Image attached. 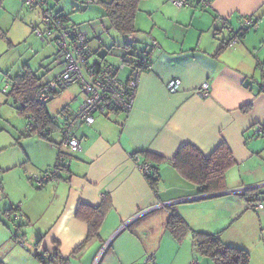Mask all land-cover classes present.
<instances>
[{"label":"crops","instance_id":"crops-1","mask_svg":"<svg viewBox=\"0 0 264 264\" xmlns=\"http://www.w3.org/2000/svg\"><path fill=\"white\" fill-rule=\"evenodd\" d=\"M144 1L132 35L119 34L107 17L117 39L99 38L108 27L104 20L83 28L75 25L95 50H105L95 60L117 64L127 51L149 53L151 66L141 75L131 111L96 116L94 124L80 126L76 134L82 150L68 153L62 178L42 189L29 178L55 165L54 143L60 141V131L57 128L50 140L25 138L23 159L19 152L11 156L12 162L2 158L0 169L11 176L1 186L8 203L0 211L19 221V232L31 235L35 249L41 238L39 250L47 251L48 259L58 250L63 258L58 264H189L194 258L215 264L198 255L197 233L219 234L225 244L248 251L250 264H264V241L243 238L236 243L227 234L249 210L246 197L236 191L264 188V135L257 136L255 130L258 124L264 126V0H206L205 8L181 10L169 0H152L145 9ZM17 2L20 6L21 0ZM245 16L255 25L236 47L218 54L232 31L241 29ZM5 31L0 25V35ZM122 74L126 81L130 67ZM172 80L179 81L174 93L167 88ZM205 82L210 84L209 99L195 94ZM70 89L55 98L62 104L56 115L47 107L51 116L58 115V127L60 116L76 111L84 100L79 88L75 94ZM17 140L21 147L23 141ZM221 143L228 145L236 164L227 173L226 194L208 197L171 160L187 144L210 155ZM143 151L164 158L157 189L136 163V154ZM79 204L107 210L98 235L87 243L89 225L76 215ZM16 211L24 218L15 219ZM172 211L192 229L180 241L167 228ZM5 228L0 217V244L8 242ZM32 255L28 251V264Z\"/></svg>","mask_w":264,"mask_h":264},{"label":"built area","instance_id":"built-area-1","mask_svg":"<svg viewBox=\"0 0 264 264\" xmlns=\"http://www.w3.org/2000/svg\"><path fill=\"white\" fill-rule=\"evenodd\" d=\"M86 1L92 4L100 0ZM169 1L179 10L196 5L203 8L209 6V2L206 0ZM43 4H48V0H23V5L31 11ZM42 8L40 25L35 26L33 32L43 41L49 40L56 43L58 50L54 62L60 70L53 75L46 73L43 76L38 89L37 100L41 104H46L59 94L72 88V86L79 87L84 100L76 111H65L60 116L59 131L61 139L55 147L62 154L58 155L55 165L51 169L42 174H34L29 178L30 183L38 189L45 188L48 184L58 181L66 169L67 154H77L82 150V140L76 134L80 126L94 124L96 116H109L112 113H128L131 111L141 75L151 66L150 55L147 54L133 58L131 63L126 62L125 58H120L119 64L106 62L101 57V59L95 60L99 54L91 46L85 32L78 30L76 27H71L65 18L53 8ZM241 24V29L238 32L232 31V37L228 43L229 48L236 47L241 42V35L251 29L255 25V21L252 17L245 16ZM127 66L130 67V75L124 81L120 75ZM178 86L179 81L172 80L167 88L171 93H174ZM195 94L202 99H209L211 97L209 82L202 84L195 91ZM28 120L33 121L34 118L29 116ZM255 130L257 136L264 135L263 125H256ZM52 132L54 133L53 127L49 129L48 133ZM135 160L145 176L152 173L151 165L143 163L141 156H136ZM245 192V189L236 191L240 194ZM246 202L247 209L256 212L264 209V204L258 193L247 196ZM14 218L23 219L24 215L16 211ZM20 244L23 245V243ZM189 264H200V261L194 258Z\"/></svg>","mask_w":264,"mask_h":264},{"label":"rangeland","instance_id":"rangeland-1","mask_svg":"<svg viewBox=\"0 0 264 264\" xmlns=\"http://www.w3.org/2000/svg\"><path fill=\"white\" fill-rule=\"evenodd\" d=\"M48 1V4L39 5L35 10L31 11L23 5V0H21L20 6H17V0H3L2 8L0 9L2 14L5 15V17L2 16L4 18L0 17V25L7 30L0 35V168L2 166V158L12 162L11 156H16L19 152L21 159H23L21 152L24 154V146L28 144V141H26L28 139L24 140L28 137L24 138L23 136L28 132V116H33L31 112L28 115L20 113L21 106L15 102L14 98L9 96L8 93L11 89L13 78L19 75L26 65L37 72L39 76L44 75L47 71L49 75H53L60 70L54 62L58 50L57 45L49 42V40L43 41L33 33V28L40 25L43 12L42 7L54 8L66 14L69 18L68 24L71 27H75L76 25L79 28H83L87 27L90 23L93 24L104 20L108 27L99 38L101 40L104 37L105 39L118 38V34L109 26L101 2L90 4L86 0ZM151 2L152 0L144 1L142 8L148 9L145 6L151 4ZM16 12L18 14L13 17L12 14ZM89 37H92L91 34ZM124 41L127 40L124 39L121 43H124ZM122 73L123 71L120 75L121 78L123 77ZM78 88V86H72L70 90L75 94ZM61 105L58 98L49 103L47 107L52 115H56L60 111ZM56 118H58V115ZM16 139L19 142L23 141L21 147L15 144ZM10 174L5 173L4 167L2 170L0 169V207L2 209L3 205L6 202L8 203V201L1 186L2 184L4 186V180H6L7 176H11ZM261 187L258 186L255 191L262 193V195H259L262 197L264 203V188ZM0 217L2 223L6 226L5 234L9 236L7 238L8 242L0 244V264H28V251L33 254L32 257L34 258L30 259L31 264H42L34 257L36 249L34 245L30 244L31 235L28 234V238H26L25 232H19L20 228H17L19 221L8 219L7 212L4 210L0 211ZM227 234L236 243L243 240V238L245 240L250 238L255 242H263L264 210L262 212H256L251 209L245 210ZM20 243H23L24 246H21Z\"/></svg>","mask_w":264,"mask_h":264},{"label":"trees","instance_id":"trees-1","mask_svg":"<svg viewBox=\"0 0 264 264\" xmlns=\"http://www.w3.org/2000/svg\"><path fill=\"white\" fill-rule=\"evenodd\" d=\"M98 2L102 3L105 17L110 20L119 34L129 36L136 33L135 21L141 0H100ZM57 12L68 22V16L66 14L60 11ZM243 35L244 34L241 35V40ZM228 43L229 42L225 43L222 48H220L218 54L229 48ZM97 52L99 55L102 54L103 56L106 53L104 49L97 50ZM129 53L130 52L127 51V53L124 56H120V58H125L124 60L126 62L131 63L132 60L129 61L127 59L128 56L133 55L135 58L145 54L149 55V53L140 55ZM44 75L39 76L37 72L26 65L21 73L12 80L11 89L8 93L9 96L14 98L15 102L21 106L20 113L28 115L29 112H31L33 116L30 117L34 118L33 121L27 119L28 132L23 136L24 138L38 135L45 140H50L49 137L53 132L48 133L49 129L53 127L55 132L57 128H59L57 125L58 119L51 116L47 108V104L52 100L46 104H41L37 100L38 89ZM57 143L59 142L54 143V145ZM60 153L59 150L57 157ZM136 156H141L143 163H149L151 165L152 173L149 176L146 175V178L151 186L157 189L159 184L158 169L160 164L164 162V158L146 151L137 153ZM171 164L184 178L199 187L200 194L211 195L226 192L228 190L227 173L236 164V161L232 151L226 143H221L210 155H205L197 147L187 144L178 151L176 156L171 160ZM250 193L258 192L252 190L245 192L243 195L247 197ZM106 213V208L100 207L96 209L85 204H79L76 215L89 225V234L86 243L98 235L100 225ZM167 228L179 241L192 231L187 222L174 211L170 212ZM195 239L198 255L200 257L209 258L215 264H250V253L248 251L225 244L219 234L197 233ZM41 242L42 239L40 238L36 245V253L34 254L36 260L42 264H58V261L63 260L58 250H56L55 256L52 255L46 260L48 252L39 250Z\"/></svg>","mask_w":264,"mask_h":264},{"label":"water","instance_id":"water-1","mask_svg":"<svg viewBox=\"0 0 264 264\" xmlns=\"http://www.w3.org/2000/svg\"><path fill=\"white\" fill-rule=\"evenodd\" d=\"M258 186L256 187H253V188H249V189H245L246 191H251V190H255L257 189ZM223 194H226V192H222V193H216V194H211V195H208V197L210 196H218V195H223Z\"/></svg>","mask_w":264,"mask_h":264}]
</instances>
